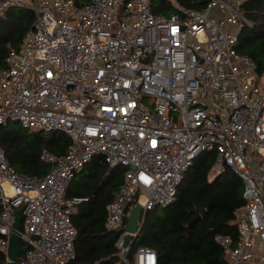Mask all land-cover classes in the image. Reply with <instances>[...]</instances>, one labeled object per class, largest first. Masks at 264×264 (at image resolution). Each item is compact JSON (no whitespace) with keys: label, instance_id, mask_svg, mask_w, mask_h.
I'll list each match as a JSON object with an SVG mask.
<instances>
[{"label":"built area","instance_id":"obj_1","mask_svg":"<svg viewBox=\"0 0 264 264\" xmlns=\"http://www.w3.org/2000/svg\"><path fill=\"white\" fill-rule=\"evenodd\" d=\"M0 0L35 21L0 68V124L63 131L71 139L57 155L43 149L50 170L21 174L0 145V249L7 253L14 211L23 207L20 264H69L76 257L73 216L83 197L67 196L79 171L100 157L127 168L107 206L105 227L119 232L122 264H158L155 249L124 245L133 203L147 211L169 207L194 160L214 151L215 173L226 166L244 182L237 238L216 233L225 264H264V73L236 51L252 22L246 0H204L202 9L165 0ZM134 165L135 167H132ZM135 233L134 238L139 234ZM96 264H102L98 261Z\"/></svg>","mask_w":264,"mask_h":264},{"label":"trees","instance_id":"obj_2","mask_svg":"<svg viewBox=\"0 0 264 264\" xmlns=\"http://www.w3.org/2000/svg\"><path fill=\"white\" fill-rule=\"evenodd\" d=\"M89 0H75L78 5ZM187 7L202 9L204 0H177ZM156 12L169 15L175 7L165 0H153ZM242 12L252 22L245 25L238 36L236 51L250 56L257 71L264 73V0H246ZM32 10L12 7L0 18V68L13 48H18L32 27ZM0 124V145L7 159L21 174L41 177L51 165L43 162L40 154L48 149L57 155L66 153L71 142L63 131L31 130L21 124ZM216 160L214 151H205L195 160L178 186L177 200L169 207H155L147 211L140 233L134 238L130 258L140 246L156 250L158 264H225L221 246L215 241L216 233L237 238V210L245 205L244 182L231 167L211 177ZM127 168H111L102 158L89 161L76 173L67 189V196L83 197L73 222L78 234L75 242L76 257L69 264H117L116 241L119 232L105 227L107 206L125 180ZM198 208L206 213L196 222L192 232L189 223ZM2 206L0 205V212ZM0 264H7L6 254L0 249ZM20 264V263H18Z\"/></svg>","mask_w":264,"mask_h":264},{"label":"water","instance_id":"obj_3","mask_svg":"<svg viewBox=\"0 0 264 264\" xmlns=\"http://www.w3.org/2000/svg\"><path fill=\"white\" fill-rule=\"evenodd\" d=\"M132 167H135L132 165ZM112 168V167H111ZM22 211L23 207L16 209L14 211L15 215V231L13 232L9 245L7 248L8 256L10 257V262L8 264H18L21 259V254L27 249V246H23L20 240V230H21V221H22ZM142 211L143 206L140 203H133V205L129 208V212L126 215L127 222L122 227L120 231H125V241L124 245L129 246L127 256L130 255L132 251L131 240L133 239V235L141 231L142 222ZM206 213L205 208H198L197 214L195 218L189 223V227L191 232L196 224V222ZM117 264H122L120 261Z\"/></svg>","mask_w":264,"mask_h":264},{"label":"rangeland","instance_id":"obj_4","mask_svg":"<svg viewBox=\"0 0 264 264\" xmlns=\"http://www.w3.org/2000/svg\"><path fill=\"white\" fill-rule=\"evenodd\" d=\"M15 124L14 122H11V125ZM217 173H215L214 171L211 172V177L215 176ZM247 264H254L253 261Z\"/></svg>","mask_w":264,"mask_h":264},{"label":"crops","instance_id":"obj_5","mask_svg":"<svg viewBox=\"0 0 264 264\" xmlns=\"http://www.w3.org/2000/svg\"><path fill=\"white\" fill-rule=\"evenodd\" d=\"M96 263H97V262H96ZM96 263H95V264H96Z\"/></svg>","mask_w":264,"mask_h":264}]
</instances>
